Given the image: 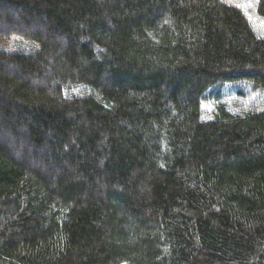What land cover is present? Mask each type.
Returning a JSON list of instances; mask_svg holds the SVG:
<instances>
[{
  "label": "trees",
  "instance_id": "trees-1",
  "mask_svg": "<svg viewBox=\"0 0 264 264\" xmlns=\"http://www.w3.org/2000/svg\"><path fill=\"white\" fill-rule=\"evenodd\" d=\"M11 38L0 264H264V108L223 100L264 93L241 6L0 0Z\"/></svg>",
  "mask_w": 264,
  "mask_h": 264
},
{
  "label": "rangeland",
  "instance_id": "rangeland-1",
  "mask_svg": "<svg viewBox=\"0 0 264 264\" xmlns=\"http://www.w3.org/2000/svg\"><path fill=\"white\" fill-rule=\"evenodd\" d=\"M226 1L241 6L245 10L252 26L255 28V31L259 35L264 36V18H262L259 15L254 0H226ZM12 20L16 22L17 24H19L16 19L13 18ZM14 43L15 41L12 38L11 39H0V47L2 48L12 46ZM231 91L232 90L230 89V86L226 85L223 87V92L225 95L223 100L224 102H226V104H228V106L232 108V110H238L241 106H243V102H246V104L248 105L249 104L252 106L254 105L257 108H264V93L248 91V93H246L243 99H238L235 92L234 94H232L230 93ZM214 107H215L214 102H204L203 108H202L203 114L206 117L211 116V114L213 113ZM234 113L236 112L234 111Z\"/></svg>",
  "mask_w": 264,
  "mask_h": 264
}]
</instances>
